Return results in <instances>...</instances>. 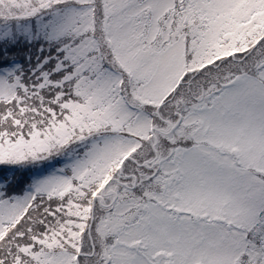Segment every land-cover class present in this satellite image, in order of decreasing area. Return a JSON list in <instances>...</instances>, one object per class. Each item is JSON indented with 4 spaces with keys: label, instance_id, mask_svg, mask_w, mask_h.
Masks as SVG:
<instances>
[{
    "label": "snow or ice",
    "instance_id": "obj_1",
    "mask_svg": "<svg viewBox=\"0 0 264 264\" xmlns=\"http://www.w3.org/2000/svg\"><path fill=\"white\" fill-rule=\"evenodd\" d=\"M0 264H264V0H0Z\"/></svg>",
    "mask_w": 264,
    "mask_h": 264
}]
</instances>
